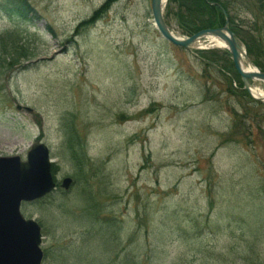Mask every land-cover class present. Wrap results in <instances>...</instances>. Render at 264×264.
I'll use <instances>...</instances> for the list:
<instances>
[{
	"label": "rangeland",
	"instance_id": "rangeland-1",
	"mask_svg": "<svg viewBox=\"0 0 264 264\" xmlns=\"http://www.w3.org/2000/svg\"><path fill=\"white\" fill-rule=\"evenodd\" d=\"M105 1L27 0L23 18L0 0V156L44 142L74 180L22 208L43 264H264V102L209 39L165 41L152 0L83 25ZM227 1L263 24L258 0Z\"/></svg>",
	"mask_w": 264,
	"mask_h": 264
},
{
	"label": "water",
	"instance_id": "water-1",
	"mask_svg": "<svg viewBox=\"0 0 264 264\" xmlns=\"http://www.w3.org/2000/svg\"><path fill=\"white\" fill-rule=\"evenodd\" d=\"M152 2L154 22L166 41L189 50L202 38L216 37L226 43L224 49L233 56L236 70L248 91L251 81L264 83V73L249 59L247 51L228 25L183 38L177 36L165 22L164 9L168 1ZM243 56L255 71L244 69ZM27 158L24 161L18 156L0 157V264H42L45 257L41 248V226L33 219H26L21 208L24 203L45 198L56 190L49 147L44 143H34ZM72 182L71 178H66L62 187L69 189Z\"/></svg>",
	"mask_w": 264,
	"mask_h": 264
},
{
	"label": "trees",
	"instance_id": "trees-1",
	"mask_svg": "<svg viewBox=\"0 0 264 264\" xmlns=\"http://www.w3.org/2000/svg\"><path fill=\"white\" fill-rule=\"evenodd\" d=\"M6 5L10 8V12L17 13L23 18L28 17L32 13V9L27 4V0H6ZM116 0H107L104 5L97 10L90 21L84 22L88 25L92 20L101 18L104 11L112 8V3ZM165 10V20L172 26V21L176 22L178 30L184 36H193L199 31L218 29L226 24V17L230 20V30H233L239 41L245 45L246 51L250 59L257 64L262 72H264V22H254L248 25V29H241L235 25L233 20L232 9L227 0H168ZM260 13H264V0H258ZM174 19V20H172ZM263 38V39H262ZM226 52V51H225ZM229 56L230 53L226 52ZM232 66L234 67V63ZM235 70V67H234ZM236 72V70H235ZM237 73V72H236ZM238 77L239 74L237 73ZM240 78V77H239ZM242 84V83H241ZM243 87V84H242ZM248 96L249 94L245 91Z\"/></svg>",
	"mask_w": 264,
	"mask_h": 264
},
{
	"label": "bare ground",
	"instance_id": "bare-ground-1",
	"mask_svg": "<svg viewBox=\"0 0 264 264\" xmlns=\"http://www.w3.org/2000/svg\"><path fill=\"white\" fill-rule=\"evenodd\" d=\"M209 39V42H210V45L208 47H218V48H221V47H226V43L223 42L222 40L216 38V37H212L210 36ZM243 66H244V69H246L247 71H254V67L246 61L245 57L243 56ZM252 94L258 98H261V99H264V90L259 88V87H254L252 89Z\"/></svg>",
	"mask_w": 264,
	"mask_h": 264
}]
</instances>
